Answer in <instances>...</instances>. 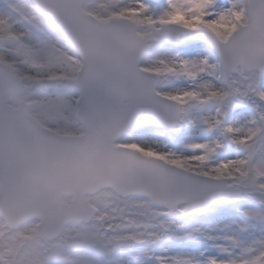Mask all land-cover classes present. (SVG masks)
Returning <instances> with one entry per match:
<instances>
[{
    "label": "snow or ice",
    "instance_id": "6c2138e0",
    "mask_svg": "<svg viewBox=\"0 0 264 264\" xmlns=\"http://www.w3.org/2000/svg\"><path fill=\"white\" fill-rule=\"evenodd\" d=\"M0 264H264V0H0Z\"/></svg>",
    "mask_w": 264,
    "mask_h": 264
}]
</instances>
